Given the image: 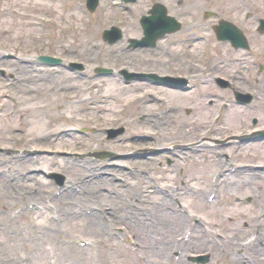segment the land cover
<instances>
[{"label":"rangeland","instance_id":"1","mask_svg":"<svg viewBox=\"0 0 264 264\" xmlns=\"http://www.w3.org/2000/svg\"><path fill=\"white\" fill-rule=\"evenodd\" d=\"M112 1L102 0L96 10L90 12L85 8L84 0H0V264H23V254L26 252L30 254V261L33 257L31 264H48L53 255L61 259V264H153L155 261L158 264H240L235 256L236 249L237 252L242 249L249 233L258 230L257 225L264 228V217H261L264 214V201L258 200L262 198L258 195L261 193L260 184L255 181L247 185L243 181L241 185L233 186L232 183L221 182L215 188L211 180L216 176L215 165L221 155L215 157L213 152H229L228 160L234 166L238 163L263 164L264 139L252 138L243 145H237L235 139L263 131L264 111H250L246 107L236 106L242 111L230 112L220 122H212V116L216 115V100L220 102L221 98L217 97L218 93L213 96L214 87H194L183 99L185 102H171L176 109L171 112H179L177 123L193 136L189 138L183 134L184 138H180L179 134L170 133L172 124L163 121L161 126H156V120H145L149 113H161L162 107L157 106L162 101L147 104V97L142 98L143 92L153 95L152 88L155 87L147 81L124 85L119 77L124 68L159 75L170 73L172 76H186L192 82L199 77L197 71L201 65H207L205 72L208 73L210 62L221 59L226 63V58L232 61L236 53L233 54L228 42H221L225 44L227 53L219 50L214 43L213 24L216 18H223L241 27L249 43L253 41L254 46L248 51L239 50L243 57L241 66L235 64V68L226 73L221 69L217 73L218 78L228 84V79L234 77L250 87L246 91L254 89L260 96L256 81L264 82V72L259 74L257 70L260 54L263 52L264 55V38L254 33L252 28L244 29L243 19H247L244 18L245 13L250 14V19L264 18V0H141L129 11L112 6ZM154 3L163 4L170 15L176 16L181 26L160 39L156 43L157 48L147 49L146 59H141L138 56L142 53L141 49L123 51V47L128 45L130 38L142 36L141 27L137 19L131 18V14L140 17L148 13ZM207 10L215 15L204 17ZM116 23L121 25L123 38L109 44L102 38V32L110 24ZM201 35L212 38L205 43ZM184 38L191 40L183 42L181 39ZM195 39L197 41L193 42ZM198 52L201 56L206 54L201 64L195 62ZM128 53L131 56H127ZM212 55L217 58H210V64L206 63L207 56ZM47 57L58 58L62 64L51 67L43 60ZM102 68L112 71V75L95 73ZM67 80L70 84H63ZM107 81L125 87L127 92L124 95L121 93L116 100L115 92L106 88ZM73 84L78 87L75 93L71 88ZM231 90L233 93L234 88ZM74 94H78L76 98H73ZM226 96L229 94L226 93ZM134 97L148 108L155 107L138 112L140 102L135 103ZM67 101L74 102L69 111L63 108ZM127 101H131L134 110L121 112ZM262 101L258 103L260 107ZM106 104L108 107H105ZM198 106L199 111L206 108L209 116L205 118L208 113L202 111L203 115L198 114L194 109ZM57 112L63 115L49 123L47 119H52ZM253 116L258 119L256 124L252 123ZM121 124H125L127 131L113 138L106 134L108 129H116ZM136 134L140 136L136 137ZM168 137L173 138L169 140ZM197 141H203L204 147L208 143L221 141L223 147L205 149L202 154H186L183 151L180 157L171 154L174 148L181 150L183 145ZM149 151L151 154L154 151L158 153L151 155ZM225 160L221 158L218 161L226 163ZM192 161L196 163L192 164ZM205 163L207 166L203 168ZM21 164L25 166L24 170L18 168ZM68 165L71 166L68 168ZM238 172L242 175L241 171ZM52 173L61 175L63 184H56ZM143 177L146 183L141 180ZM95 180H100L103 195L106 196L105 201L104 198L101 200L102 204H109L112 200L120 207L127 202L132 208L130 212L142 211L143 208L134 206L139 204L138 201L147 199L142 194L152 186L168 195L180 194L183 207L191 214L187 217L182 213L187 218L182 223L183 227L180 224L170 225L171 237L176 227L192 229L194 214L195 218H203L201 226L205 228L197 226L195 235L198 236L192 238L195 245H192V240L189 242L191 247L181 245L178 250L171 251L168 260L161 258V255L149 254L151 242L153 245L160 243L155 233L160 232L164 225V222H156L151 217L146 220L151 228L140 227L135 232L129 213L115 225L112 220L115 236L111 240H104L109 245L96 240L92 231L83 228L86 221L83 217L71 216L70 220L54 221L52 225L46 216L50 210L41 215L26 208L16 217L6 219L8 210L10 212L15 203L13 193L19 198H24V195L29 199L34 198L32 201L38 203L35 199L38 195L42 198L50 194V199L54 201L70 192L78 198L73 197L71 203H75L72 208L77 207L81 199L87 201L81 205L90 206L93 202L86 198H91L89 186ZM40 185L44 191L33 189ZM174 190L182 193H173ZM156 195L162 196L158 191ZM212 195H215L213 201L216 204L206 200L207 196ZM176 199H170L172 204ZM154 209L149 212L152 216ZM255 217L258 219L256 222L252 221ZM198 229L207 235H201ZM262 231L261 238H264L263 229L259 230L258 235ZM202 237H210L212 242L217 240L218 247L209 248L205 242L201 243ZM126 238L135 244L133 251L118 242ZM62 239L67 240L64 243L69 245H65ZM230 240L232 244H228ZM75 241H79L78 244ZM81 241L86 244L80 245ZM88 242L90 246H87ZM95 242L97 244L92 245ZM239 242H242L241 246H238ZM53 244L59 247L54 248ZM39 246L45 249L40 250ZM108 246L109 249L106 248ZM182 250V257L179 256L176 261L177 256L173 253ZM45 253L47 260L42 257ZM200 253L207 255L206 262L191 261L192 256ZM252 263L264 264V252Z\"/></svg>","mask_w":264,"mask_h":264},{"label":"bare ground","instance_id":"2","mask_svg":"<svg viewBox=\"0 0 264 264\" xmlns=\"http://www.w3.org/2000/svg\"><path fill=\"white\" fill-rule=\"evenodd\" d=\"M121 1L124 2L123 0H121ZM259 26H260V29L262 30L263 36H264V25L260 24ZM246 27H248V28H246ZM252 27H253V23H248V24L244 25V28L247 29V30L249 28L251 29ZM231 34L233 36L235 35L234 32H231ZM116 35L117 34H113L112 33V30L108 34V36H109V38L111 40L115 39ZM211 38L212 37H210L209 39H206L203 36L201 37V39L204 42L210 40ZM214 43H215V46L218 47L219 50L224 51L225 53H227V49L224 47V44H222V43H220V42H218L216 40H214ZM257 44H260V43L257 41ZM253 46H254V42L250 41L248 47L250 48V47H253ZM245 50H246V46H243V51H245ZM119 53L121 54L122 52L119 51ZM145 53H146L145 51H142V53L138 54V56L141 59H146ZM129 54L130 53H128L127 56H129ZM130 56H131V54H130ZM207 57L208 58H214V57L217 58V56H215V55L207 56ZM226 59H227L226 63L222 62L221 59H216L213 63H211V64L209 63L210 65L208 66V73L205 72L207 65L203 64V65H201L199 67V70L197 71V75H199V77L197 78V80L201 82L200 87H205V88L214 87V94L215 93H218V94L222 93L224 95L228 91H230V89H232L233 87H239L242 90L250 89V87H246L247 85L235 80L234 77H230L228 79V84L226 85V89L218 88V86L214 83V79L219 77V75L217 73L220 72L221 69L224 70L223 73H226V72L230 71L231 69H234L235 68V64H238V67L241 66V62L243 60V57H242L241 54H238L236 56L235 60L231 61V59H229V58H226ZM200 61L201 60H198L197 63L200 62ZM201 62H200V64H201ZM206 63H208V62H206ZM238 78L240 80H242L241 75L240 76L238 75ZM114 81H116V80H114ZM256 82H257L256 86L260 88V96H258V100H256V98L253 99V101L255 102L254 103L255 104L254 108H258L257 110L259 112H262V111H264L263 110L264 109V105H263V103H264V82L262 84H261V80H260V82H258V81H256ZM65 83L70 84L69 80L65 81L63 84H65ZM132 83H136L137 84L138 82H132ZM221 83H222L221 81L218 82V85L220 86ZM31 85L34 86V84H31ZM133 85H135V84H133ZM136 86H138V85H136ZM71 88H73V92L74 93H75V91H78V87H77L76 84H73V86ZM106 88L109 91L115 92V94H114L115 99H116V97H118V98L121 97V93L124 95L127 92V89L125 87H123V88L121 86L119 87L113 81H107L106 82ZM30 90H33V88H31ZM152 92H153V95L148 94L147 92H143L142 98L147 97V99H148V101L146 102L147 104H150V103L153 104V102H155V101H157V103L159 101H162V103H158L159 105L157 106L158 108L162 107V109H161V113L156 114V113L153 112L152 115L149 113L150 112L149 111L148 112L149 114L147 115L145 120L146 121H152V122H154L156 120L155 121V125L156 126H161L163 124V121H166L167 124H172V126H171L172 131H170L171 134H175V135L179 134L180 138L181 137L184 138L183 134H185L186 137H189V138L193 137L190 132L186 133L183 130L184 128L181 127L177 123V119H179V116H178L179 112H176V113H172L171 112V111H175L176 110L175 107H174V104H172L171 102H175V101H180L181 102V100L185 102V100H183V99H185V96H187L190 93L189 90L184 89L183 92L178 93L175 90L172 91V90H169V88L167 89L166 86H161L160 88H157V87L156 88H152ZM65 93L66 94L68 93L67 89L65 90ZM167 94H169V96ZM77 95L78 94H74L73 98H76ZM90 96L93 97V95H91V94H90ZM87 98H89V97L87 96ZM173 98H175V100H173ZM261 100H263V101L261 102V107H260L258 105V103ZM81 101L82 100H80L79 102H81ZM85 101H88V99L85 100ZM134 101H135V103L140 102L139 105H138L137 111L140 110V111L144 112V111L149 110V109L151 110L152 108L155 107V106L151 107V108L146 107L145 105L142 104V101L137 100L136 97H134ZM216 102L220 103L221 101L219 102V101L216 100ZM130 103H131V101L125 102L124 106L122 107V109H120V111L121 112H129V111L131 112L132 110H134V106L132 104H130ZM73 104H74L73 101H67V103L64 104L63 108L66 111H69L70 108L74 106ZM221 105H222L223 108L225 107L223 104H221ZM236 106H238V105L229 104L228 105L229 110L225 114V117L223 119H225L226 116L228 115V113H230V112L242 111V108H236ZM105 107H108V105L106 104ZM239 107H242V106L239 105ZM199 108H200L199 106L194 108L198 112V114H202L203 115L202 112H204V114L209 112V111H207L206 108L201 109V111H202L201 112V111H199ZM53 109L56 110L57 108H53ZM61 115H63V114L57 112L53 117L50 116V117H52V119H47V121L49 123L52 122V120L56 121ZM208 116H209V113L205 114V118L208 117ZM205 118H203V119H205ZM121 125L119 127H116V132L118 134L120 133V131H123V132L127 131V127L125 126V124L124 125L121 124ZM177 128H180V130L177 131ZM80 131L82 132L83 130H80ZM108 131L112 132V128L108 129ZM173 131H174V133H173ZM121 134H119V135H121ZM137 136H140V135L136 134V137ZM172 138L173 137H168L169 140H171ZM240 142H242V140H240ZM241 145H243V144H241ZM246 148L248 149V146ZM147 150L148 149H146V151ZM149 153L151 154L150 151H149ZM155 153H158V151H154V154ZM33 162H36V161H33ZM194 163H196V162L192 161V164H194ZM34 164H36V163H32V165H34ZM68 164H70V163H68ZM205 164L206 165H203V168H205L207 166V163H205ZM21 165L22 166H20L18 168L21 169V170H24L25 166L23 164H21ZM256 165H258V164H256ZM70 166L71 165H68V168ZM224 166H225V163L217 162L216 165H215V171H214L216 173V175H220L221 174V177L225 174V176L222 179V181H224L225 183H232V184L234 183L233 186H236V185L239 186V185H241L243 183V181H246L247 185L248 184H253L255 181H257L260 184V189L259 190H261V193H258V195L262 197V198L259 197L258 200L261 199L262 201H264V188L262 187V185H264V168H255V172L254 173H242L241 172L242 175H240L238 173H236L234 175H230L229 174V172H230L229 169L225 170L226 168L224 169ZM255 167H260V166H255ZM263 167H264V165H263ZM64 169L69 170L67 168H64ZM144 179H146V178L143 177V179H141V180L144 183H146ZM216 181H217V177L215 179H212V183H215ZM42 188H43L42 185H40L39 187H33V189H35L37 192H38V190H41ZM89 188L91 189V198L89 197L90 198L89 199L87 197L86 199L90 200V202H93V204H91L90 206H83V205H81V203H85L87 201L81 199L80 204L77 207H75V208H72V206H74L73 203H75V202H73V203H71V202L73 201V197H75L76 200L78 198L76 196H74L75 194L70 193L69 191H68L69 193H66L65 195H63V197L54 199V201L52 199H50L52 197V196H50V194L46 195V196H44L42 198H41L40 195H38V197L35 198L38 201V203L35 200L32 201V199H34V198L29 199V198L25 197L26 195L23 196L24 198H22V197L19 198V197H15V195H14L15 193H13L12 194L13 197L12 196L11 197H12V199L13 198L15 199V203H13L14 206L10 209L11 213L8 210V214L6 215V219L7 218L11 219L13 217H16L17 215L20 214V212L22 210L27 208L28 204H34V206L30 207L29 211H36V212H38L39 214L42 215V214H45L44 212H47L48 210H50L51 212H47L46 216L50 218V221H51L52 225H54V221L55 222H61V221L66 220V219L70 220L71 216L73 218H75V216L76 217H78V216L79 217H83L84 219H86L84 225H82L83 228H87L90 231H92V233L94 234V237L96 238V240L103 241L104 244L109 245L108 243L104 242V240H111L113 238V236H115V230L112 232L113 226L111 225V221L113 220L112 223L115 225L118 222H120L123 219H125L127 217L126 213H129L130 220H131L130 224H131V227L133 229V232H135L140 227H142V228L146 227V229H148V227L150 226V228H151L152 226L149 225L148 222L146 221L148 217L153 218L156 222H164V225H163L161 231L155 233V235L159 238L160 243L153 245L152 242H151V244L149 246V254L152 255V256L161 255V258H163V257L164 258H169V255H170L171 251H173L175 248H176V250H178V248L181 245H184V247H191L192 245H195V241L192 238L198 236V235H195L197 227H195V229L193 228L192 231H188L187 235L185 233L186 230H181L182 227H183L182 223L187 218H185L186 216L183 215L181 212L177 211L176 204H172L171 200L168 198L167 195H162V196L161 195H156L155 194V189L148 188V189L144 190L145 193L142 194V197L147 198L148 200L147 199H143V201L142 200L138 201L139 202L138 205H140V206H138V205L134 206V207L143 208L142 211L133 210L134 212H130L132 208H130V204L127 203V202L124 203V206L120 205V207H118V205L116 203H114L112 200H110L109 204H102L101 203V200L103 198H104V201L106 200V196L104 197V195H103L104 192H103V188L101 187L100 180H95L89 186ZM42 191H44V190L42 189ZM193 191L197 192L196 190H193ZM200 195L203 196V194H200ZM171 196L174 197V198L178 197L177 194H175V195L171 194ZM4 197H6V196H4ZM83 198L85 199V197H83ZM150 199H152V200H150ZM202 199H204V197H202ZM153 202H154V204H153ZM213 202L214 201H212L211 203H213ZM214 203H216V202H214ZM56 204L59 206V208L57 207ZM131 207H133V205H131ZM111 208L113 210H111ZM153 208H155L154 209L155 213L152 216V215L149 214V212H151ZM107 209H110V210L107 211ZM135 212H137V213H135ZM185 214H187V217H189L191 212L188 209H185ZM195 217L196 216L194 214L192 219L194 220ZM263 217H264V215H262V218ZM79 219H81V218H79ZM202 220H203V218L202 219L200 218V222H199L200 225L196 224L195 226H198L200 228L201 227L205 228L204 226H201ZM255 220H258V219L256 217L252 219V221L256 222ZM175 224H176V226L178 224H180V225H182V227H176L174 229V231H173V237H171L170 236V234H171L170 225H175ZM263 230H264V228H263ZM198 231H200V229H198ZM206 231L207 230L205 229V232ZM200 233H201V231H200ZM261 233L263 234V231ZM262 234L259 235V236H254V238H252L250 240V242H249V244H254L256 246L255 247L254 245H250V247H252V248H251L250 252L248 251V254H249V256H251L252 259H257L258 256L262 255L263 252H264V244H263L264 241L262 240L264 238L263 237L261 238ZM102 235H105L106 237H103ZM201 235L206 236L207 234L201 233ZM185 236H187V238ZM27 238L23 237V239H27ZM65 239H67V238H65ZM96 240H94V241H96ZM201 240H202L201 243L205 242V244H208L209 248H214L215 249L216 247H218L217 240L212 242L213 239L210 238V237H209V239L206 238V237L205 238L202 237ZM22 241H25V240H22ZM27 241H30V239L27 240ZM62 241H63V239H62ZM119 241H120V239L118 240V242ZM190 241L192 242V245L189 243ZM64 242H67V240H64L63 243ZM232 242L233 241L230 240L228 242V244H232ZM64 244L65 245L66 244L69 245L68 243H64ZM94 244H97V243L95 242ZM120 244L122 246H127V245H125V244H123L121 242H120ZM260 244H263L262 248H258ZM52 247L57 248L59 246H56L55 244H53ZM106 248L109 249V246L106 247ZM129 248H131L132 251H133L134 246H129ZM38 249L44 250L45 247L39 246ZM183 250L181 251V253L179 255L181 257L183 255L182 254ZM260 250H262V251H260ZM47 253H48V251H47ZM47 253L42 255V257L45 260H47ZM23 255H24L23 256V261H24L23 264H31L32 260H33L32 259L33 257H31V261H30V258H29L30 254L29 253L26 252ZM57 259H58V257L53 255L51 257V260L48 262V264H61V259H58V260ZM62 260H63V258H62ZM230 262H232V258H230ZM153 264H158V263H157V261H155Z\"/></svg>","mask_w":264,"mask_h":264}]
</instances>
